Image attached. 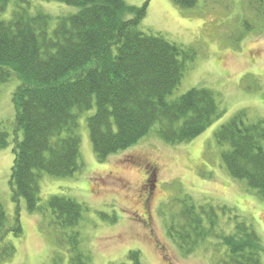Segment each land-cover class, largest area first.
<instances>
[{"label":"trees","instance_id":"16d2710c","mask_svg":"<svg viewBox=\"0 0 264 264\" xmlns=\"http://www.w3.org/2000/svg\"><path fill=\"white\" fill-rule=\"evenodd\" d=\"M79 7L57 17L32 12L30 0H16L9 19H0V83L14 73L21 85L13 94L16 116L13 129L14 160L11 169L12 199L16 204L15 235L23 232L20 202L29 211H44L40 203V176L74 174L81 167L79 117H87L93 148L99 160L126 149L157 126L167 142L190 140L200 135L223 110L216 94L193 87L176 99L168 95L180 84L187 62L183 46L162 35L147 34L140 23L148 13L142 5L126 0H56ZM192 8L198 0H173ZM11 0H0V12ZM10 131L0 123V148L10 143ZM223 147L221 156L229 173L245 179L264 197V122L250 123L240 111L215 131ZM178 211L167 222L168 234L186 253L214 235L226 246L220 264H263L264 244L251 224L238 222L231 233L217 231L220 209L179 201ZM57 229L74 227L82 217V205L71 197L53 195L47 203ZM223 210V209H222ZM8 215L0 201V232ZM59 233L69 242V264H90L80 249V233ZM15 248L6 245L3 257ZM139 251L129 253L142 264Z\"/></svg>","mask_w":264,"mask_h":264},{"label":"rangeland","instance_id":"374dc122","mask_svg":"<svg viewBox=\"0 0 264 264\" xmlns=\"http://www.w3.org/2000/svg\"><path fill=\"white\" fill-rule=\"evenodd\" d=\"M126 1L142 5L146 0ZM30 2L33 13L42 10L53 17L50 32L58 16L79 9L56 0ZM15 8L16 0H11L0 19H9ZM140 28L183 46L192 58L168 99L204 87L216 94L222 116L195 138L175 143L162 139L155 126L130 147L99 160L87 123L95 107L84 111L77 129L80 169L68 176L41 174L40 203L46 209L29 211L22 199L23 232L15 235L10 230L16 215L10 184L13 94L22 82L14 73L0 83V123L11 133L10 143L0 148V201L8 215L6 229L0 232V264H69L70 244L58 238L61 229L55 227L47 206L53 195L71 197L82 205L79 222L63 231L65 235L79 231L80 249L89 254L90 264H134L132 251H139L142 264H220L226 246L214 235L186 253L168 234L167 222L184 198L218 206L217 231L229 234L238 222H245L264 244V197L245 179L229 173L215 137L217 128L240 111L250 123L264 122V0H198L192 8L173 0H149ZM148 172L153 175L145 181ZM9 244L15 252L3 257Z\"/></svg>","mask_w":264,"mask_h":264},{"label":"flooded vegetation","instance_id":"af4514ba","mask_svg":"<svg viewBox=\"0 0 264 264\" xmlns=\"http://www.w3.org/2000/svg\"><path fill=\"white\" fill-rule=\"evenodd\" d=\"M150 176H151V172H148L147 175H146L145 181H148Z\"/></svg>","mask_w":264,"mask_h":264},{"label":"crops","instance_id":"0c3cea01","mask_svg":"<svg viewBox=\"0 0 264 264\" xmlns=\"http://www.w3.org/2000/svg\"><path fill=\"white\" fill-rule=\"evenodd\" d=\"M25 216H26V214H25Z\"/></svg>","mask_w":264,"mask_h":264}]
</instances>
